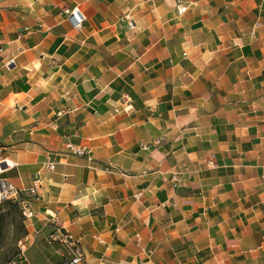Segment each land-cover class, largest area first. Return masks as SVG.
<instances>
[{
  "label": "crops",
  "instance_id": "crops-1",
  "mask_svg": "<svg viewBox=\"0 0 264 264\" xmlns=\"http://www.w3.org/2000/svg\"><path fill=\"white\" fill-rule=\"evenodd\" d=\"M0 165L13 264H264V0H0Z\"/></svg>",
  "mask_w": 264,
  "mask_h": 264
},
{
  "label": "built area",
  "instance_id": "built-area-1",
  "mask_svg": "<svg viewBox=\"0 0 264 264\" xmlns=\"http://www.w3.org/2000/svg\"><path fill=\"white\" fill-rule=\"evenodd\" d=\"M182 10H180L179 13L182 12ZM64 15L69 16V19L75 24V26L77 27L81 26L83 18H81L80 12L77 8H73L71 10H65ZM70 150L72 154L77 157H86L90 154L89 149H87L86 147H73V148L71 147ZM47 168L48 170L52 171L54 168V163L49 162L47 165ZM40 184H41L40 178L37 177V179H35L33 182L32 188L29 190V194L33 198H35L36 201L39 200L37 199L38 197L37 190L40 187ZM3 186L6 187V191L4 190L3 193H0V197L9 196V198H11L10 200L20 202L19 198H20L21 191H19L18 189H16L10 184H7V185L3 184ZM5 192L8 193L7 196L4 195ZM21 208H22V216L25 219L29 220L33 218L34 214L30 209L29 201L21 202ZM48 241L50 243H56V244L62 245L64 249H66V256L62 254V257H65L68 259L66 264H84L85 263L84 256L82 254V251L77 241L70 233L64 231L62 228L56 227L53 233L49 235ZM25 242H26V239L18 243V246L21 251V255L24 250ZM152 253H153L152 251L145 252L144 255L146 256V261H144L141 264H150V258H151Z\"/></svg>",
  "mask_w": 264,
  "mask_h": 264
},
{
  "label": "rangeland",
  "instance_id": "rangeland-1",
  "mask_svg": "<svg viewBox=\"0 0 264 264\" xmlns=\"http://www.w3.org/2000/svg\"><path fill=\"white\" fill-rule=\"evenodd\" d=\"M4 190L6 191V187L0 183V193H3ZM4 195L7 196L8 193L5 192ZM10 199L9 196L0 197V206H2L4 212V220L2 221V228L0 230V264H13V262L22 258L18 242L26 233L20 206V211H18V209L12 208V206L1 204L10 201Z\"/></svg>",
  "mask_w": 264,
  "mask_h": 264
},
{
  "label": "trees",
  "instance_id": "trees-1",
  "mask_svg": "<svg viewBox=\"0 0 264 264\" xmlns=\"http://www.w3.org/2000/svg\"><path fill=\"white\" fill-rule=\"evenodd\" d=\"M1 204L12 206V208L18 209V211H20V209H19L20 205H19V202H17V201L13 202L12 200H10V201L3 202ZM3 220H4V212L2 210V206H0V230L2 228L1 224H2Z\"/></svg>",
  "mask_w": 264,
  "mask_h": 264
},
{
  "label": "water",
  "instance_id": "water-1",
  "mask_svg": "<svg viewBox=\"0 0 264 264\" xmlns=\"http://www.w3.org/2000/svg\"><path fill=\"white\" fill-rule=\"evenodd\" d=\"M1 169L4 170L5 167H3V165H0Z\"/></svg>",
  "mask_w": 264,
  "mask_h": 264
},
{
  "label": "bare ground",
  "instance_id": "bare-ground-1",
  "mask_svg": "<svg viewBox=\"0 0 264 264\" xmlns=\"http://www.w3.org/2000/svg\"><path fill=\"white\" fill-rule=\"evenodd\" d=\"M8 166H9V164H8Z\"/></svg>",
  "mask_w": 264,
  "mask_h": 264
}]
</instances>
